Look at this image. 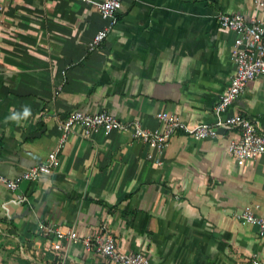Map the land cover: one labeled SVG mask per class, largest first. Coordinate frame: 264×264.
<instances>
[{"label":"crops","instance_id":"obj_1","mask_svg":"<svg viewBox=\"0 0 264 264\" xmlns=\"http://www.w3.org/2000/svg\"><path fill=\"white\" fill-rule=\"evenodd\" d=\"M0 1V175L7 177L44 161L75 109H106L149 128L160 125L158 111L212 122L234 71L236 38L213 14L264 21L255 0H121L116 22L90 48L106 22L93 2ZM26 105L27 120L7 119ZM228 111L264 132V73ZM238 136L230 128L203 138L178 131L157 150L128 129L86 136L75 126L49 173L15 190L0 180V264H111L82 240L55 249L40 221L74 226L81 237L107 232L118 249L141 251L151 264L264 258V235L237 216L246 206L264 215V153L239 165L228 149Z\"/></svg>","mask_w":264,"mask_h":264},{"label":"built area","instance_id":"obj_2","mask_svg":"<svg viewBox=\"0 0 264 264\" xmlns=\"http://www.w3.org/2000/svg\"><path fill=\"white\" fill-rule=\"evenodd\" d=\"M96 5L98 14L106 22L93 35L89 47H95L106 37L108 31L116 22V12L121 6V0H89ZM258 6L264 7V0H255ZM4 5L0 1V17ZM214 18L224 29L234 31L236 38L231 50V59L234 71L224 91L219 95L213 105L214 120L212 122H198L188 124L179 115L167 111H158L156 117L160 125L155 128L145 126L139 119L124 121L106 109L95 112H85L79 109L70 111L60 123V143L51 150L44 161L24 169L13 177L0 175L6 186L17 189L23 180H35L41 174L49 173L58 164L57 152L63 140L80 126L82 134L89 136L98 129L105 133L112 130L131 131L132 136L144 142L149 148L162 150L170 137L178 132H185L194 138L212 136L218 128L238 129L239 136L231 141L228 149L235 157L236 162L242 165L248 158L264 153V132L248 116L238 112H229L230 105L244 90L245 85L252 78L264 73V21L256 16L246 18L241 13H227L216 11ZM157 162L158 159L156 160ZM23 197L16 200L20 201ZM264 199V198H263ZM260 203L256 202L255 206ZM252 206H246L237 216L245 222L257 225L259 234L264 235V215L255 213ZM38 228L47 236L53 237V247L60 249L62 240L77 242L82 240L87 249L99 252L111 264H151L147 256L141 251H123L116 247L113 237L107 232L90 233L80 236L77 228L71 226L67 229L40 221ZM249 264H264V258L254 256Z\"/></svg>","mask_w":264,"mask_h":264},{"label":"clouds","instance_id":"obj_3","mask_svg":"<svg viewBox=\"0 0 264 264\" xmlns=\"http://www.w3.org/2000/svg\"><path fill=\"white\" fill-rule=\"evenodd\" d=\"M32 115L30 106H23L21 110H13L11 114L7 117L9 121L16 122L19 124L21 121L27 120Z\"/></svg>","mask_w":264,"mask_h":264}]
</instances>
